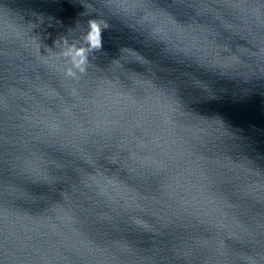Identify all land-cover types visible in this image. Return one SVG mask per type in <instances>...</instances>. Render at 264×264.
I'll return each instance as SVG.
<instances>
[{
    "label": "water",
    "instance_id": "water-1",
    "mask_svg": "<svg viewBox=\"0 0 264 264\" xmlns=\"http://www.w3.org/2000/svg\"><path fill=\"white\" fill-rule=\"evenodd\" d=\"M264 264V0H0V264Z\"/></svg>",
    "mask_w": 264,
    "mask_h": 264
},
{
    "label": "clouds",
    "instance_id": "clouds-1",
    "mask_svg": "<svg viewBox=\"0 0 264 264\" xmlns=\"http://www.w3.org/2000/svg\"><path fill=\"white\" fill-rule=\"evenodd\" d=\"M216 254L218 258V264H223V261L227 259L225 252L222 249L218 248L216 249Z\"/></svg>",
    "mask_w": 264,
    "mask_h": 264
}]
</instances>
